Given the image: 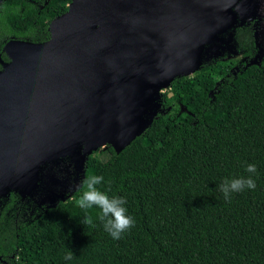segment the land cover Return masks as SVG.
<instances>
[{"label": "trees", "instance_id": "obj_1", "mask_svg": "<svg viewBox=\"0 0 264 264\" xmlns=\"http://www.w3.org/2000/svg\"><path fill=\"white\" fill-rule=\"evenodd\" d=\"M71 2L0 0V60L8 61L10 39L48 41L51 21ZM231 32L229 46L243 59L202 62L174 78L139 117L150 125L118 151L93 150L79 186L55 207L36 204L23 185L0 186V264H264V57L251 63V26ZM91 175L104 177L100 191L127 200L135 226L120 240L104 230L98 208L76 204ZM250 175L256 188L226 201L222 181Z\"/></svg>", "mask_w": 264, "mask_h": 264}, {"label": "water", "instance_id": "obj_2", "mask_svg": "<svg viewBox=\"0 0 264 264\" xmlns=\"http://www.w3.org/2000/svg\"><path fill=\"white\" fill-rule=\"evenodd\" d=\"M239 1L72 0L48 41L10 39L0 70V186L32 190L42 165L82 143V165L101 146L129 144L150 125L139 117L154 97L236 25Z\"/></svg>", "mask_w": 264, "mask_h": 264}, {"label": "rangeland", "instance_id": "obj_3", "mask_svg": "<svg viewBox=\"0 0 264 264\" xmlns=\"http://www.w3.org/2000/svg\"><path fill=\"white\" fill-rule=\"evenodd\" d=\"M233 12L237 15V26L252 23L257 42L251 63L256 64L264 57V0H240L233 8ZM227 37L224 38L227 39ZM216 49L217 45L208 49L209 57H216ZM230 54L234 58L238 57L233 51ZM243 57L242 54L239 59ZM187 75L192 76L193 72H188ZM164 91L167 90L162 89L160 92ZM175 108L178 113L184 112L181 105ZM105 146L99 148L102 150ZM84 149L85 144L82 143L73 154L50 160L40 167L37 183L31 192V197L36 204L53 208L60 198L68 196L79 186L83 171Z\"/></svg>", "mask_w": 264, "mask_h": 264}, {"label": "clouds", "instance_id": "obj_4", "mask_svg": "<svg viewBox=\"0 0 264 264\" xmlns=\"http://www.w3.org/2000/svg\"><path fill=\"white\" fill-rule=\"evenodd\" d=\"M245 171L254 175L257 171L255 164H247ZM104 181L102 175H91L83 180L84 191L76 200V204L80 209L89 210L93 208L99 209L97 219L103 223L104 230L113 240H120L125 232L135 226V219L128 214L127 208L124 206L127 200L122 197L112 196L106 192L99 190L98 185ZM256 182L250 175L249 177L233 178L231 180L224 179L219 185V190L223 193L226 201H231L232 193H240L245 189L254 190ZM83 223L93 226V217L87 215ZM73 254L69 251L65 257L71 260Z\"/></svg>", "mask_w": 264, "mask_h": 264}, {"label": "flooded vegetation", "instance_id": "obj_5", "mask_svg": "<svg viewBox=\"0 0 264 264\" xmlns=\"http://www.w3.org/2000/svg\"><path fill=\"white\" fill-rule=\"evenodd\" d=\"M236 16H237V15H236ZM236 24H237V23H236ZM239 26H240V25H239ZM241 26H242V25H241ZM243 26H245V27L251 26V27H252V23H251V22H250V23L248 22V23L244 24ZM235 27H238V26L235 25L233 28H235ZM233 28L228 29V30H226V31H224V32H222V33H220V34H218V35H217L218 41H214L213 44H210L209 46H207L206 49L204 48V51H203V53H202V57H201V61H202V62H204V63L210 65V63H211L212 61H214V60H216V59H220V58H222V57H225V58H227V59L234 58V56L232 57L231 54H230L231 51H233V53H234L235 55H238V57H237V58H234V59H236V60H240V59H239V56H241L242 54H238L235 50H233V49L229 46L230 41H231V35H232L231 30H232ZM252 28H253V27H252ZM226 36H228L227 39L224 38V37H226ZM254 37H255V34H254ZM255 41H256V38H255ZM256 42H257V41H256ZM215 45H217V49H216V51H217L216 57H217V58H216L215 56H214V57H213V56H212V57H209L210 53H209L208 49L211 48L212 46H215ZM241 59H243V58H241ZM6 62H8V61H2V60H0V70H2V64H3V63H6ZM234 68H235V70L238 69L237 66H235ZM184 76H185V77H190V76H188V75H184Z\"/></svg>", "mask_w": 264, "mask_h": 264}]
</instances>
